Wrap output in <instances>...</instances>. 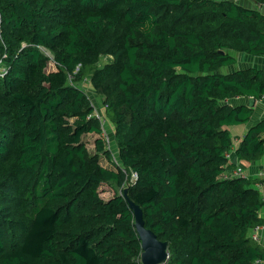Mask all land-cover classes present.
Instances as JSON below:
<instances>
[{
    "label": "trees",
    "instance_id": "obj_1",
    "mask_svg": "<svg viewBox=\"0 0 264 264\" xmlns=\"http://www.w3.org/2000/svg\"><path fill=\"white\" fill-rule=\"evenodd\" d=\"M233 52L264 57V13L236 0H0V264H140L125 188L165 264L263 260L258 178L223 172L230 126L253 113L227 100L263 97L264 69L222 72ZM262 133L237 139V161L262 160Z\"/></svg>",
    "mask_w": 264,
    "mask_h": 264
},
{
    "label": "crops",
    "instance_id": "obj_2",
    "mask_svg": "<svg viewBox=\"0 0 264 264\" xmlns=\"http://www.w3.org/2000/svg\"><path fill=\"white\" fill-rule=\"evenodd\" d=\"M258 6H259V10L262 13H264V4L263 5L258 4ZM232 54L235 57V62L233 64L221 67L222 72H232L236 69L250 67V66L264 69L263 56H254L244 52H233ZM227 102L232 105L248 104L249 99L245 97H235L228 99ZM252 108H253V113L251 115L249 122L230 126L229 129L232 137H235L238 140H240L244 135V133L246 132V130L248 129V127L264 119V96L252 101ZM262 134L264 136V133ZM261 162L262 160L258 162L244 164L237 161L238 164L242 165L244 175L250 176L254 179L258 178ZM260 192H261V197H264V180ZM259 218H260V223L264 224V203L262 204V207L259 210ZM250 233H251V229L249 231V234ZM257 242L264 247V227L261 228L259 231V240ZM260 264H264V259L260 261Z\"/></svg>",
    "mask_w": 264,
    "mask_h": 264
},
{
    "label": "rangeland",
    "instance_id": "obj_3",
    "mask_svg": "<svg viewBox=\"0 0 264 264\" xmlns=\"http://www.w3.org/2000/svg\"><path fill=\"white\" fill-rule=\"evenodd\" d=\"M236 1L245 7H251V8L258 7L256 9L259 10L258 4L256 2H254L253 0H236ZM47 53H49V52H47ZM107 59H108L107 57L102 56L98 62V65L99 66L103 65L107 61ZM54 69H55L54 63H53L52 58L50 57L49 61L47 62L46 70L51 71ZM81 85L84 88V90L87 92L88 96L90 97L91 102H92L96 112H98L101 116H104L105 114H104L103 106L101 104V99H102L101 96L98 95V93L93 88H91L90 84H88V79H86ZM105 121H106V123L104 125V132L107 133V135H108L109 143L107 146L110 148V150L112 152L113 160L110 161V160H106V159L102 158L101 163L104 166L114 168V162L113 161H117L119 159L117 157V149H116L115 143H114V141L111 142L112 136H113V127L110 124V122L108 121V119H106ZM95 137H96V135L93 133L92 134L91 133L85 134L82 136V140L86 144L90 153L94 152V139H95ZM130 180H132V176H130V178L128 176V181H130ZM114 191H115V188L113 186H110L109 184H106V183L101 184L99 187L100 195L104 199L110 198L113 195Z\"/></svg>",
    "mask_w": 264,
    "mask_h": 264
},
{
    "label": "water",
    "instance_id": "obj_4",
    "mask_svg": "<svg viewBox=\"0 0 264 264\" xmlns=\"http://www.w3.org/2000/svg\"><path fill=\"white\" fill-rule=\"evenodd\" d=\"M254 98L249 99L250 105ZM237 162V157H233V163ZM123 196L133 212L135 230L141 242L140 262L142 264H165L168 259V242L161 241L155 233L144 226L141 208L136 205L127 195V188L123 190Z\"/></svg>",
    "mask_w": 264,
    "mask_h": 264
},
{
    "label": "built area",
    "instance_id": "obj_5",
    "mask_svg": "<svg viewBox=\"0 0 264 264\" xmlns=\"http://www.w3.org/2000/svg\"><path fill=\"white\" fill-rule=\"evenodd\" d=\"M2 71H3V68L2 66L0 65V75L2 74ZM3 75V74H2ZM94 115L95 117H97L102 126L105 125L106 121L104 118H102V116L96 112V110H94ZM102 136L105 138V141L107 143H109V139H108V135L107 133H105L103 131L102 133ZM237 144V139H233V143H232V146L231 148L229 149V151L226 152L225 156L226 158L228 159V161L230 162L231 160H233V153H234V150H235V146ZM244 175L243 173V167L242 165L240 164H236L234 167L232 168H228L226 169L224 172H223V177L224 178H228V177H238V176H242ZM132 176V180H134L136 178V174L135 173H132L131 174ZM263 180H264V155L262 157V162H261V167H260V170H259V174H258V180L255 182V187L258 188L259 190L261 189V187L263 186ZM262 201L264 203V197H262ZM264 227V224H261V223H258L256 225H254L251 229V233L249 234V236L254 240V241H258L259 240V231L261 228ZM260 261L261 260H256L255 261V264H260ZM140 264H142L140 262Z\"/></svg>",
    "mask_w": 264,
    "mask_h": 264
},
{
    "label": "clouds",
    "instance_id": "obj_6",
    "mask_svg": "<svg viewBox=\"0 0 264 264\" xmlns=\"http://www.w3.org/2000/svg\"><path fill=\"white\" fill-rule=\"evenodd\" d=\"M139 260H140V258H139Z\"/></svg>",
    "mask_w": 264,
    "mask_h": 264
}]
</instances>
